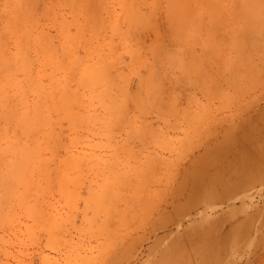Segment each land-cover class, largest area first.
Listing matches in <instances>:
<instances>
[{
	"label": "rangeland",
	"instance_id": "obj_1",
	"mask_svg": "<svg viewBox=\"0 0 264 264\" xmlns=\"http://www.w3.org/2000/svg\"><path fill=\"white\" fill-rule=\"evenodd\" d=\"M0 264H264V0H0Z\"/></svg>",
	"mask_w": 264,
	"mask_h": 264
},
{
	"label": "bare ground",
	"instance_id": "obj_2",
	"mask_svg": "<svg viewBox=\"0 0 264 264\" xmlns=\"http://www.w3.org/2000/svg\"><path fill=\"white\" fill-rule=\"evenodd\" d=\"M196 198V197H195ZM207 203H209V199H205V198H201V197H197V199H193V197L191 198V200H189L186 204V208L187 210H192L194 208H199V206H204ZM189 212V211H188Z\"/></svg>",
	"mask_w": 264,
	"mask_h": 264
}]
</instances>
